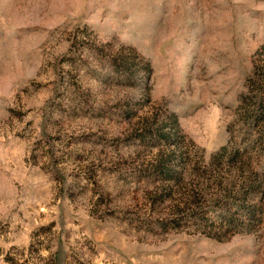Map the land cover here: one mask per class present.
<instances>
[{"label":"rangeland","instance_id":"1","mask_svg":"<svg viewBox=\"0 0 264 264\" xmlns=\"http://www.w3.org/2000/svg\"><path fill=\"white\" fill-rule=\"evenodd\" d=\"M0 264H264V0H0Z\"/></svg>","mask_w":264,"mask_h":264}]
</instances>
